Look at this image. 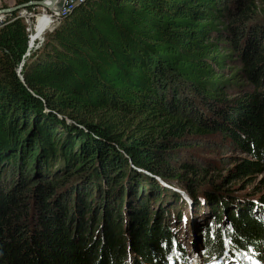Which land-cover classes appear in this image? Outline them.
<instances>
[{
	"label": "trees",
	"instance_id": "obj_1",
	"mask_svg": "<svg viewBox=\"0 0 264 264\" xmlns=\"http://www.w3.org/2000/svg\"><path fill=\"white\" fill-rule=\"evenodd\" d=\"M6 15L0 264H188L169 186L207 210L203 264L264 263V193L198 194L202 147L247 157L234 182L264 173V0H85L24 60Z\"/></svg>",
	"mask_w": 264,
	"mask_h": 264
},
{
	"label": "rangeland",
	"instance_id": "obj_2",
	"mask_svg": "<svg viewBox=\"0 0 264 264\" xmlns=\"http://www.w3.org/2000/svg\"><path fill=\"white\" fill-rule=\"evenodd\" d=\"M4 7H7V9L14 7L13 1L10 0L4 1L0 5V9L3 10ZM34 11H35L34 13L28 11L26 13L32 14L34 19V15L36 16L41 15L43 9L37 8ZM22 13H25L24 10L17 11V16H20ZM0 18H1L0 22L2 23L3 21H6L8 19L6 14L0 15ZM23 21L25 25L28 27V24H26L25 19H23ZM30 23L31 22L29 21V24ZM33 26L35 27L34 21H33ZM49 32H50L49 30L45 32V34L42 37V42L38 46H40L43 43L44 36ZM36 44H38V42ZM35 49H33V51ZM32 52L30 54H32ZM211 151L208 148L203 149V147L202 150L198 151L199 155H201L204 158L210 159L212 161L211 165L213 164L215 165L214 167H208L209 168L208 172L202 177L203 187L205 191H200L198 192V194L201 196H206L207 194L210 193L212 189H214L212 188V186H214L215 188H220L219 186L223 181L224 184L222 185L224 187L220 189L225 190V188H228V189L237 190L238 188L242 187L243 189H246L247 193H251L252 195L255 196V197L253 196L252 199L258 200L256 198H258V196H261V194L264 193V173L255 177L254 181L252 178L251 182L247 184L243 183L242 181L234 182L233 179L230 180L227 177L228 171L231 169L230 167H232V163L236 162L238 159L243 160L244 158L247 157L244 155H240L238 153L225 151L221 148H217L212 152ZM169 188L172 192H177L179 198H181L182 201L184 202L182 205L183 208H178V209L179 210L184 209V213L187 215V222L183 224H181V222L180 223L176 222V224H178V226L176 227H178L179 229L178 235L183 237L184 239L185 253H188L189 257H191L193 260V261H189V264H203L204 258L202 256L200 241L204 234L203 226L207 222L206 221L207 217L204 213L207 210L206 208L199 209L181 189H178L177 187H173V186H169ZM203 206H207V205L203 203Z\"/></svg>",
	"mask_w": 264,
	"mask_h": 264
},
{
	"label": "built area",
	"instance_id": "obj_3",
	"mask_svg": "<svg viewBox=\"0 0 264 264\" xmlns=\"http://www.w3.org/2000/svg\"><path fill=\"white\" fill-rule=\"evenodd\" d=\"M85 0H64L62 6L56 7L52 10H43L41 15H34V19L32 14H27L26 11H24L25 13H22L20 16H18V18H23L26 21V24H28V27L26 28V32L28 33V44H27V50L25 52V54L23 55V60L28 58L30 56V53L33 51V49H35L41 42H38V44H35L34 48L32 50H30V41H31V36L34 32L35 28L33 26V21L35 23V26L38 23V20L45 17L47 20V25L44 26L45 32L47 30L51 31L55 26H57L58 22L60 21L61 18H63L74 6H76L77 4L83 2ZM1 20V18H0ZM29 21L31 22L29 24ZM2 22H0V27H1Z\"/></svg>",
	"mask_w": 264,
	"mask_h": 264
},
{
	"label": "water",
	"instance_id": "obj_4",
	"mask_svg": "<svg viewBox=\"0 0 264 264\" xmlns=\"http://www.w3.org/2000/svg\"><path fill=\"white\" fill-rule=\"evenodd\" d=\"M63 2H64V0H44L42 2L28 3V4L22 5V6H15L12 8L0 10V15H5V14H9V13L16 12L19 10H24L26 7H29V6L42 8L43 10H52L56 7L60 8L62 6ZM19 70H18V73H19ZM154 178L158 181L160 180L158 177H154ZM194 199L196 201L207 202L206 198L195 197Z\"/></svg>",
	"mask_w": 264,
	"mask_h": 264
},
{
	"label": "bare ground",
	"instance_id": "obj_5",
	"mask_svg": "<svg viewBox=\"0 0 264 264\" xmlns=\"http://www.w3.org/2000/svg\"><path fill=\"white\" fill-rule=\"evenodd\" d=\"M47 25V20L45 17L38 20L37 25L34 28V32L31 36L30 41V50H32L37 42L42 40L43 35L45 34L44 26Z\"/></svg>",
	"mask_w": 264,
	"mask_h": 264
}]
</instances>
